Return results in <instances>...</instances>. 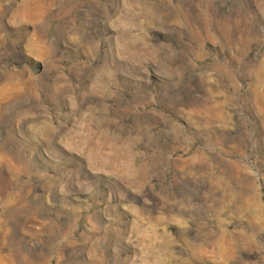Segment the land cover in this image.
<instances>
[{"label": "rangeland", "instance_id": "1", "mask_svg": "<svg viewBox=\"0 0 264 264\" xmlns=\"http://www.w3.org/2000/svg\"><path fill=\"white\" fill-rule=\"evenodd\" d=\"M0 264H264V0H0Z\"/></svg>", "mask_w": 264, "mask_h": 264}]
</instances>
